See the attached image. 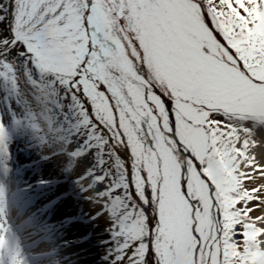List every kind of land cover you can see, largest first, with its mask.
Here are the masks:
<instances>
[{"label": "snow or ice", "instance_id": "snow-or-ice-1", "mask_svg": "<svg viewBox=\"0 0 264 264\" xmlns=\"http://www.w3.org/2000/svg\"><path fill=\"white\" fill-rule=\"evenodd\" d=\"M22 81L88 159L103 264H261L264 0H0L5 108Z\"/></svg>", "mask_w": 264, "mask_h": 264}, {"label": "bare ground", "instance_id": "bare-ground-1", "mask_svg": "<svg viewBox=\"0 0 264 264\" xmlns=\"http://www.w3.org/2000/svg\"><path fill=\"white\" fill-rule=\"evenodd\" d=\"M23 102V101H22ZM34 102V101H33ZM260 139H264V130L261 131L259 135ZM9 140H11L9 138ZM8 140V141H9ZM38 139L32 140V138L28 139H22L21 136L14 135L12 136V144L14 147V152L8 153V156H4V151L0 150V174L8 175L7 177L2 176L6 181V187L8 189V192L3 191L4 193H13L16 188H24L26 193L23 192L20 196V200L26 198L28 195L27 192H29L31 198L33 197V200H35V205L31 206V208L25 212V214H20L18 212L19 206H16L13 203V198H11L10 206H12V212H10V221H7L6 213L5 216L0 217V261L9 264L11 261H15L16 263L21 264H27V259L25 257L32 256L33 254L37 257L41 254H44L43 260H41L38 264H48L49 261H52L54 264L55 260H60L61 264H103L102 257L104 255V247L102 245V240L106 238V233L103 229H99L98 233L96 232V227L100 225L99 219H90L92 215H94V212H91L90 214L85 216V221L87 222V225L89 224V229L87 231L85 230V227H83L84 218H82V212L84 213V210H80L82 206L79 208V199L75 200L74 202V193H78L79 186L74 185L73 181L76 176L69 175L68 171L62 170L59 166L57 168L55 160H53L55 157L51 156V152L42 151L41 148L38 145ZM12 146V145H11ZM4 148V147H3ZM2 146L0 149H3ZM42 152H41V151ZM258 152H264V148L258 149ZM37 152V154H35ZM40 152V154H39ZM7 155V154H6ZM13 158L20 161V163L16 166L25 165V168L22 170H19V168H15V166H12V164L7 165L9 170L5 169V166L8 161H13ZM26 158L27 160H24ZM54 161V162H53ZM85 162V161H84ZM34 163V164H33ZM87 165V163L85 162ZM82 161L78 162V164L73 168V170L79 174L83 168L86 166ZM33 166V167H32ZM35 166V167H34ZM11 172V173H10ZM37 172L40 173L39 177L37 179L34 178V174ZM77 174V175H78ZM47 180V183H43ZM60 180V181H56ZM64 181L72 184L71 186H66L64 184ZM44 184V185H43ZM60 186L62 185V191L61 194H58L56 196H61L63 193V196L60 199L63 200H54L55 202L54 207L52 210L48 209L43 202L39 201L38 197L41 196V193L48 194L43 195L45 197H49L50 193L57 191V189L52 190V186ZM13 186V189L10 188ZM40 188V193L33 191L31 192L32 188ZM0 189V206L5 209V201L3 197V193L1 194ZM36 192V193H35ZM49 202H53L50 198L46 199ZM29 201L31 199L29 198ZM37 203H40L38 206H36ZM77 202V203H76ZM17 204V203H16ZM78 206H77V205ZM7 212V211H6ZM15 213V214H13ZM43 213V214H42ZM50 213V214H49ZM12 214L15 216L13 218ZM52 215V216H51ZM32 216V217H31ZM49 216V218H48ZM58 216V226L55 227V224H53L54 218ZM48 218L46 221H44V225L40 224L41 218ZM25 218L29 220L30 218H33V224L31 227L26 230L27 233L37 232L39 233L38 236L41 239V245L45 246L46 248L40 249V250H32L28 249L29 245H32V242L28 243V245L23 242L22 245L19 243V247L21 246V249L17 247L15 248V251L11 256L6 251L2 250V244L5 245L7 243V239L11 233H16L17 236H20V233L17 229H15L17 226L24 227L25 223H23V220L25 221ZM15 219V220H14ZM71 221L70 225L67 224V222ZM77 222V223H76ZM35 223V224H34ZM76 223V225H75ZM98 223V224H97ZM78 224V226H77ZM75 225V226H74ZM70 229L72 236H67L65 239H59L60 234H63V229L65 228ZM77 226V227H76ZM72 228V229H71ZM48 229V230H47ZM66 243L68 244V249L66 248ZM76 243V244H74ZM74 244V245H73ZM25 246V247H24ZM75 246V247H74ZM26 248V249H25ZM54 249L58 251L59 254L58 257H55L54 259H48L47 253ZM261 257L264 258V253H261ZM65 258V259H63ZM63 259V260H62ZM8 260L10 262H8ZM12 262V263H13ZM29 264V263H28ZM261 264H264V259H262Z\"/></svg>", "mask_w": 264, "mask_h": 264}, {"label": "rangeland", "instance_id": "rangeland-1", "mask_svg": "<svg viewBox=\"0 0 264 264\" xmlns=\"http://www.w3.org/2000/svg\"><path fill=\"white\" fill-rule=\"evenodd\" d=\"M57 91H59V89H57ZM20 92H21L20 96H17L15 92H9L8 94L11 98V109H14L17 113H19L21 109L25 110V114L23 116L17 115L16 121L13 122V120L10 117L11 109H7L5 108L3 104H0V112L4 113V120H5V123L8 125V129L3 133L4 139L6 140L7 145H8V149L6 150L2 146L3 149H0V150L4 151L5 157L8 156L6 155V151H8V153H10L11 151L15 152L14 151L15 146H13L12 144V136L14 135L21 136L22 139L24 138L28 140L29 138L30 139L32 138V140L38 139L37 142L42 151H46V152L58 151L59 152V154L56 155L57 159H55L56 158L55 157L54 160H55L57 168L59 166L62 170H65L68 166V157L65 154V148H67V150L70 151L72 146L71 145L63 146L59 137H57L56 139H53L52 136L49 135V131H48L49 124L47 122L46 116H47V109L50 106L44 105L43 102H41V104L38 105L35 102V100L32 98V90L28 88L24 84L23 81L21 82ZM4 94H5L4 92H0V96H3ZM17 100L20 101V104L17 103ZM25 101H27V104L24 103ZM53 133H54V130H53ZM61 135H65V134H61ZM9 138L11 140H9ZM35 154H37V152H35ZM80 161H82L84 164L85 162L88 164L87 158L82 157L79 160V162ZM68 173L69 175H72V176H77L78 174L76 170L74 171L73 169ZM0 189L2 190L1 194L3 193L2 199L4 198V201H5V194L3 192L4 190L3 183L0 184ZM86 195L88 196V194ZM0 208H2V206H0ZM4 210L5 209H0V217H2L3 214L5 213ZM99 222H100V225L97 226V228L100 227L101 229L105 231V228L108 226L107 219L105 217H101V220Z\"/></svg>", "mask_w": 264, "mask_h": 264}]
</instances>
